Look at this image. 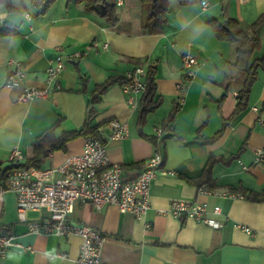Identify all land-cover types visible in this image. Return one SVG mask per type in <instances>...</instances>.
Masks as SVG:
<instances>
[{
  "label": "crops",
  "instance_id": "crops-1",
  "mask_svg": "<svg viewBox=\"0 0 264 264\" xmlns=\"http://www.w3.org/2000/svg\"><path fill=\"white\" fill-rule=\"evenodd\" d=\"M202 1L183 7L169 0L161 35L142 29L139 0H122L120 5L108 0L114 5V22L67 0H55L43 15H37L30 0L14 1L15 11L10 13L0 7V169L13 149L25 163L33 155L32 144L46 133L55 140L79 131L87 121L102 124L98 139L105 144L109 162L120 168L122 181L135 179L156 150L163 157L144 216L121 214L115 205L97 210L90 203H74L68 220L90 226L104 237L102 264H264V201L218 195L264 191V163H253L254 152L264 147V127L258 123L259 116H264V70L257 72L245 109L232 116L244 81L232 67L238 44L217 40L208 25L211 20L233 19L246 29L264 14V0ZM93 42L96 48H91ZM56 48L65 56L59 89L50 88L46 99L19 101L23 87H44L45 71ZM184 53H190L196 65L181 91L177 86L186 71L181 63ZM262 57L264 28L252 59ZM9 61L22 63L26 74L24 85L12 90L5 86ZM136 67L146 71L154 67L155 98L160 100L141 127L137 120L144 94L137 95L131 106L129 95L118 84L88 110L97 87L125 77ZM111 120L127 124L124 139L110 138L107 124ZM158 128L164 135L156 146L153 139ZM84 139H73L64 150L53 151L41 169L80 155ZM210 160L215 162L203 186L209 193L202 194L197 179ZM194 200L209 209L219 207L220 215L208 217L222 222L220 228L190 218L175 219L168 213L172 202ZM43 216L25 215L28 221ZM0 229L10 231L23 247H11L3 264H76L82 239L30 233L18 221L11 191L0 192Z\"/></svg>",
  "mask_w": 264,
  "mask_h": 264
},
{
  "label": "built area",
  "instance_id": "built-area-1",
  "mask_svg": "<svg viewBox=\"0 0 264 264\" xmlns=\"http://www.w3.org/2000/svg\"><path fill=\"white\" fill-rule=\"evenodd\" d=\"M241 1V0H239ZM118 5L122 0H116ZM205 2L201 5L204 7ZM93 42L91 48H96ZM107 49V45L102 46ZM80 58V54H74ZM64 54L61 48L55 49V54L49 60L45 71L43 88L23 87L18 97L21 102L33 99H46L50 88L59 89L58 77L63 70ZM181 63L186 70L178 89H185L189 79L193 76L196 65L195 58L190 53L181 56ZM10 67L5 86L14 89L23 86L26 74L23 65L17 61H9ZM127 82L121 85L122 91L129 95V105H133L134 98L146 91V70L136 67L124 77ZM258 123L264 127V116H259ZM112 140L124 139L128 134V126L117 120L107 124ZM163 130L155 129L154 142L159 146L163 142ZM23 158L16 149L8 157L6 165L23 164ZM254 164L264 163V147L256 150L253 157ZM163 166V157L156 150L144 162L141 173L131 181H122L120 168L109 162L105 144L94 136L84 139L83 150L80 155L67 158L61 165L49 169L12 168L0 176V192L11 191L16 196L17 217L24 223L27 230L33 234L54 235L68 237L79 236L82 239L80 252L75 260L76 264H102L101 248L104 237L87 225L73 224L68 220L73 212L75 202L90 203L97 210L105 205H115L121 214H130L134 218L144 216L150 209V188L157 173ZM57 176V177H56ZM199 193H209L203 187ZM223 198H241L239 194H218ZM44 213L45 216L28 221L26 213ZM165 214V211H159ZM175 219L190 218L206 226L218 229L222 222L212 220L208 214L220 215L219 207L209 209L205 204L194 201L172 202L168 210ZM250 234L248 228H242ZM11 247L23 249L15 242V236L6 230L0 229V264H3L6 252Z\"/></svg>",
  "mask_w": 264,
  "mask_h": 264
},
{
  "label": "trees",
  "instance_id": "trees-1",
  "mask_svg": "<svg viewBox=\"0 0 264 264\" xmlns=\"http://www.w3.org/2000/svg\"><path fill=\"white\" fill-rule=\"evenodd\" d=\"M16 0H0V7H3L8 13L15 11L13 2ZM181 6L194 5L202 0H176ZM55 2V0H30L31 6L37 10V15H43ZM73 3L74 5H83L84 10L89 13H93L101 19L108 20L110 22L115 21L114 5L110 4L108 0H67V3ZM141 5V27L150 35H161L163 33L164 26L167 23V15L169 12V0H139ZM213 35L217 40L226 41L232 44L237 43L236 60L232 67L244 76L242 88L238 92L237 102L232 116L239 114L247 106L249 94L251 88L254 85L259 70H264V57L260 59H252L253 53L259 47V33L264 28V14H261L255 22H253L248 28L243 29L240 24L233 19H228L222 23L216 20L208 22ZM127 80L123 78L110 79L104 85L96 88L95 93L88 105L90 111L100 101V96L112 85H123ZM160 104V100L155 98V85H154V67H149L146 71V91L140 102V108L138 112L137 125L141 127L144 124L145 117L153 112ZM179 108L177 105L173 111L176 112ZM172 116V115H171ZM171 120V118H169ZM170 122V121H169ZM102 124L92 125L90 122H86L84 126L79 130L71 133H64L58 139L48 138L46 133L43 138L36 140L32 144L33 155L23 164L6 165L3 169H0V176H2L7 170L12 168H41V163L55 150H64V146L67 142L79 138L94 136L98 138V129ZM222 133V132H221ZM220 133L217 134L213 140L220 137ZM154 142V139H153ZM155 144V142H154ZM210 160L203 170L202 175L197 179L199 188L206 185L210 177V169L213 165ZM242 198H248L253 202L264 201V191L260 193L256 192H243Z\"/></svg>",
  "mask_w": 264,
  "mask_h": 264
}]
</instances>
